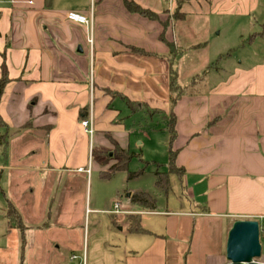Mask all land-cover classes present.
<instances>
[{"label":"crops","instance_id":"obj_1","mask_svg":"<svg viewBox=\"0 0 264 264\" xmlns=\"http://www.w3.org/2000/svg\"><path fill=\"white\" fill-rule=\"evenodd\" d=\"M127 1L151 8L158 21L128 12L124 0H0V77L4 63L9 78L0 98L3 129L41 133L50 171H83L93 144L130 151L135 133L126 126L122 104L129 115L144 104L169 111V64L159 23L166 19L167 2ZM194 3L200 13L217 18L264 16V0ZM71 11L92 25L68 22ZM262 25L249 43L264 39ZM174 31L166 38L173 40ZM207 87L173 109L172 149L182 171L168 179L169 189L174 175L186 192L182 209L145 211L130 202L136 192L129 191L126 201L112 202L102 225L86 224L82 209L68 208L60 197L58 207L25 225L22 217L33 216L27 207L36 202L29 196L14 208L19 218L8 225L20 241L18 264L73 263L63 256V233L80 237L83 259L77 264H228L226 242L234 222L257 221L264 237V55L250 69H236ZM88 118L93 136L80 125ZM76 213L80 217L73 219ZM132 221L141 233L129 232ZM258 262L264 263L262 254Z\"/></svg>","mask_w":264,"mask_h":264},{"label":"rangeland","instance_id":"obj_2","mask_svg":"<svg viewBox=\"0 0 264 264\" xmlns=\"http://www.w3.org/2000/svg\"><path fill=\"white\" fill-rule=\"evenodd\" d=\"M195 1L166 0L167 3L162 7L166 19L159 22L167 49L164 58L169 64L168 89L172 74L170 69L173 68L176 82L184 94L182 98L206 93L209 84L225 81L236 69H250L264 55V39L249 43V35L263 27L264 16L251 15L238 21L217 18L205 12L200 13L194 6ZM144 11L149 16L145 18L158 21V16L151 8L144 7ZM255 18L259 22L256 25L253 24ZM173 27L174 39L169 36V40L166 34L168 30L173 32ZM121 106L125 113L123 115H128L124 118L126 126L135 133L131 137L130 151L127 152L130 158L125 171L113 172L109 169L113 162L120 159V154L122 157L121 151H104L96 144L88 150L83 171H50L47 150L39 142L41 133L35 136L22 129L19 133L10 134L0 128V264H18L17 242L20 241L17 233L14 234L10 229L16 221L12 216L8 221L6 215L9 203L17 209L29 196L36 202L32 201V205L27 207L28 215L33 216L22 217L21 222L25 225L30 222L31 225L38 216L40 219L43 212L58 207L60 197L68 208L73 205L76 212L82 209V221L86 224L102 225L110 218L106 211L110 210L112 202L121 199L126 201L129 191L147 193L155 201L157 209H182L186 192L174 175H170L171 187L166 194L155 186V174L165 173L168 169L170 101L168 112L151 109L144 104L143 108L135 105L129 115V106ZM138 142L142 144L137 145ZM141 169L144 171L142 176L128 179V172ZM79 217L77 213L72 215L73 219ZM58 239L63 243V256L72 260L71 264L83 259L77 234L74 238L65 233L58 234ZM260 243L264 256V237Z\"/></svg>","mask_w":264,"mask_h":264},{"label":"trees","instance_id":"obj_3","mask_svg":"<svg viewBox=\"0 0 264 264\" xmlns=\"http://www.w3.org/2000/svg\"><path fill=\"white\" fill-rule=\"evenodd\" d=\"M124 4H125V7L128 10V12L133 13V14H139L141 16L149 18V16L147 15L148 12L144 11V9H141L133 1L124 0ZM160 40L163 42L162 35L160 37ZM131 51L138 53V54H141V55H144V56L150 55L149 53L143 52L142 50H138L136 48H131ZM172 69H170V71H172V74H170L171 78H170V83H169L170 126L168 129H169L170 137H169V142H168V156H169L168 157V172L155 174V177H156L155 186L158 190H160L164 194H166L169 190V179H168L169 174L170 173H177L178 174V173H181V171H182V169H177L175 167V154H176V152L173 151L172 144H173L174 139L176 137L175 115L173 114V109H174L175 105L177 104V102L182 98V96L184 94L181 93V87L177 84L175 72H173L174 70H172ZM8 81H9V78H8V74H7V69H6L5 64L2 63V65H1V77H0V98L2 96L4 87H5L6 83H8ZM128 105L132 106L133 104L128 103ZM0 128H6V125L2 121L1 117H0ZM121 152H122V157L120 154V156H118V157H120L119 161L115 165L110 167V170L113 172L127 170V163H128L129 158H130V155H128L127 152H123V151H121ZM143 172L144 171L142 169L137 171V172H128L127 177H128V179L138 178V177L142 176ZM130 202L134 205L141 207L145 211L154 212L156 210L155 201L147 193L136 192V193L131 194ZM11 216H12V219H18L19 218L17 212L15 211L13 206L9 203L7 215H6V218L8 219V221L11 220ZM129 232L130 233H141L142 230L139 228L136 221H132L131 226L129 228ZM262 232H264V231H262Z\"/></svg>","mask_w":264,"mask_h":264},{"label":"water","instance_id":"obj_4","mask_svg":"<svg viewBox=\"0 0 264 264\" xmlns=\"http://www.w3.org/2000/svg\"><path fill=\"white\" fill-rule=\"evenodd\" d=\"M225 253L228 264H264L258 262L262 254L259 223L234 222L228 233Z\"/></svg>","mask_w":264,"mask_h":264},{"label":"built area","instance_id":"obj_5","mask_svg":"<svg viewBox=\"0 0 264 264\" xmlns=\"http://www.w3.org/2000/svg\"><path fill=\"white\" fill-rule=\"evenodd\" d=\"M66 18L68 20V22L78 25V26H89L92 25L91 20H89V18L81 13L78 12H68L66 15ZM80 125L81 127H83L90 136H92L93 134V127H92V120L91 118L88 119H84L80 121ZM115 208H118L119 204L115 203L114 204ZM82 264H85L84 261Z\"/></svg>","mask_w":264,"mask_h":264}]
</instances>
